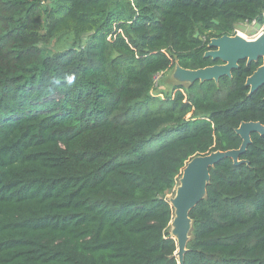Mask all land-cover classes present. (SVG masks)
Wrapping results in <instances>:
<instances>
[{
  "label": "trees",
  "instance_id": "trees-1",
  "mask_svg": "<svg viewBox=\"0 0 264 264\" xmlns=\"http://www.w3.org/2000/svg\"><path fill=\"white\" fill-rule=\"evenodd\" d=\"M252 22L264 0H0V264H177L166 197L188 161L264 126V86L245 85L262 59L163 99L155 77L220 65L209 41ZM250 140L244 163L209 170L183 264H264V136Z\"/></svg>",
  "mask_w": 264,
  "mask_h": 264
},
{
  "label": "water",
  "instance_id": "water-1",
  "mask_svg": "<svg viewBox=\"0 0 264 264\" xmlns=\"http://www.w3.org/2000/svg\"><path fill=\"white\" fill-rule=\"evenodd\" d=\"M198 33L194 35L197 37ZM208 51L204 58L212 61H220V65H214L198 70H185L179 66L175 67V72L180 78L179 81L187 83L214 81L217 82L221 77L231 78V72L236 70L240 61L247 64L262 59L259 66L251 76L246 79L245 85L249 87V95L264 86V33L252 40L240 38L238 35L222 36L213 38L209 41ZM241 138V145L237 150L226 152H213L208 155L197 156L188 161L181 173L180 186L176 196L172 201L175 217L173 219L176 236L177 264H183V256L186 252L188 234L191 228L189 212L194 206L204 198L206 186L209 183V170L224 158H229L234 165L244 163L239 161V156L245 152L251 143L250 135L258 133L264 136V126L258 122L241 123L235 130Z\"/></svg>",
  "mask_w": 264,
  "mask_h": 264
},
{
  "label": "rangeland",
  "instance_id": "rangeland-1",
  "mask_svg": "<svg viewBox=\"0 0 264 264\" xmlns=\"http://www.w3.org/2000/svg\"><path fill=\"white\" fill-rule=\"evenodd\" d=\"M263 33H264L263 24H257V23L238 25L235 29V35H240L246 40H252V39L256 38L257 36H259ZM54 42L55 41H52L49 45L43 46L41 48L44 55H50L53 53V51H55V50L58 51L59 49H61L62 47H65L67 45V44L63 43L62 40L59 42H56V43H54ZM179 79L180 78L177 76V74L175 72V68L172 70L166 71L165 73H163L161 75L156 76L155 81H154V90L151 92V94L163 99L166 95H172L174 93V91H172V90L178 84L185 85V86L188 85V83L186 81L181 82V81H179ZM184 92H185V90H184ZM158 144H159V142H155L154 145L148 146L147 150L154 148ZM181 173H182V171H181ZM181 173L176 180V184H175L174 189L166 197V199L168 200L171 207H172V201L176 196L177 189L180 186ZM174 211L175 210L173 208V218L170 222L169 234L176 242V236L173 233L174 225L172 222L174 217H175ZM190 230H191V228H190ZM189 234H190V232H189ZM189 234H188V239H189ZM176 253H177V250H176ZM175 257L177 259V256H175Z\"/></svg>",
  "mask_w": 264,
  "mask_h": 264
},
{
  "label": "bare ground",
  "instance_id": "bare-ground-1",
  "mask_svg": "<svg viewBox=\"0 0 264 264\" xmlns=\"http://www.w3.org/2000/svg\"><path fill=\"white\" fill-rule=\"evenodd\" d=\"M240 38L244 39L242 36L238 35Z\"/></svg>",
  "mask_w": 264,
  "mask_h": 264
},
{
  "label": "built area",
  "instance_id": "built-area-1",
  "mask_svg": "<svg viewBox=\"0 0 264 264\" xmlns=\"http://www.w3.org/2000/svg\"><path fill=\"white\" fill-rule=\"evenodd\" d=\"M252 23H255V22H252ZM263 29H264V24H263Z\"/></svg>",
  "mask_w": 264,
  "mask_h": 264
}]
</instances>
